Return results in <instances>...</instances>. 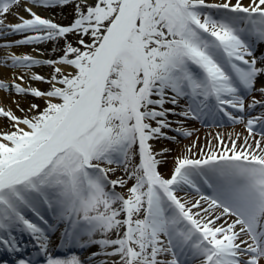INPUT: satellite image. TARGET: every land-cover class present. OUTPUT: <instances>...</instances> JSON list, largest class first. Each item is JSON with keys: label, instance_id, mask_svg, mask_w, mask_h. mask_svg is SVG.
Wrapping results in <instances>:
<instances>
[{"label": "snow or ice", "instance_id": "1", "mask_svg": "<svg viewBox=\"0 0 264 264\" xmlns=\"http://www.w3.org/2000/svg\"><path fill=\"white\" fill-rule=\"evenodd\" d=\"M69 5L68 25L33 11ZM9 35L22 38L0 48L51 42L61 55L0 57L52 69L31 77L46 90L0 79L32 98L20 116L0 107V248L20 253L19 232L45 264H85L49 252L59 232L61 246L96 249L88 264H264V0H0ZM222 118L248 134L193 141L165 176L172 149L153 142Z\"/></svg>", "mask_w": 264, "mask_h": 264}, {"label": "bare ground", "instance_id": "2", "mask_svg": "<svg viewBox=\"0 0 264 264\" xmlns=\"http://www.w3.org/2000/svg\"><path fill=\"white\" fill-rule=\"evenodd\" d=\"M208 2L214 3V2H219V0H208ZM244 2L247 3L248 0H244ZM40 15H42L43 17H46V18L53 19L58 24H60L59 20H61V21L63 20L65 23H63L61 25H68L73 19V5H69V6L64 7V8H56L52 11H43V12H40ZM21 38H22L21 36L17 35L15 40H18ZM69 39L75 44L76 38L74 36H69ZM60 43H63V41H61ZM53 47H54V44L49 42V43H43V44L29 45L27 47H23L22 49L26 50V51L30 50L32 57H35L39 60H44L45 56L52 58V59L53 58L56 59L57 57H59L61 55V52L59 50L53 52ZM38 50L40 51V54H38V52H37ZM261 52H264V45H261L256 50L257 57L260 56ZM40 55H43V56H40ZM10 70H8V71L11 72ZM16 73L18 75H24L25 77L31 78L30 77L31 75L28 73V71H26V69H18V70H16ZM44 77H48V75H45ZM261 80H264V77H261ZM4 81L7 82L6 79ZM24 83H25L24 87H35V88L43 87L41 82H37V81H34L32 79H30ZM255 95L257 96V98H259V93H255ZM8 101H11L13 103L8 104ZM28 101L29 100L24 99L23 97H20V96H16V95L10 96V95H8L7 91L0 90V107L5 108L6 110L14 111L17 116L22 115V113L17 110V102H19V106L22 104L28 106ZM166 107H171V105H166ZM260 112H264V109L257 108L256 113H260ZM256 113H253V114H256ZM170 119L175 121L176 119H179V118L178 117H170ZM3 122H4L3 120H0V128L5 126V124ZM188 127L193 130V136L190 138H179V143H176L170 139L153 142L157 149L163 148V147L172 149V151L170 153H168L166 156V160H167L166 164L161 167L162 172H165V173L170 172V170L168 171L167 168L172 167L173 157H176L177 155H179L180 151L185 146L190 145L193 141H198V147H203L208 141L214 142L213 138L217 134L224 136L226 141L229 137L234 139L237 134H239L241 137L246 136L248 134L244 128V125L233 124L231 121H228L227 118H222V119L217 120L215 122H207V123L192 121V122L188 123ZM168 135L172 136V135H175V133L169 132ZM258 138L259 137H257V139ZM15 235H16L17 240L19 241V245H20L22 251L18 254H9L4 249L0 248V264H16V263H14L13 259L16 257H19V255L23 254V251L27 246L26 245L27 244V242H26L27 236H25V234H22L19 232L15 233ZM69 248H73L77 252L79 251L78 253L80 256H82V261H84L85 264H88L91 253L96 250L94 248L93 250L83 251V248H81L79 246H71ZM60 249L62 251V248H60ZM65 249H67V247ZM73 255H76V253L71 252V254H69V256L66 255V257H62V256H60V257L61 258H69ZM19 259H21V258H19ZM41 264H45V261H43V263H41ZM92 264H96V261H92Z\"/></svg>", "mask_w": 264, "mask_h": 264}, {"label": "rangeland", "instance_id": "3", "mask_svg": "<svg viewBox=\"0 0 264 264\" xmlns=\"http://www.w3.org/2000/svg\"><path fill=\"white\" fill-rule=\"evenodd\" d=\"M29 7H31V5H27ZM33 11L35 12H38L40 14V12H43L42 9L38 8V7H34L33 8ZM19 14L24 16V17H28V13L27 12H24L23 10H19ZM19 22L18 20L15 19V13H13L12 15H9L7 17V20L5 21V23H17ZM59 23L60 24H63L65 23L63 20H59ZM16 37L17 35H9V36H6V37H3V38H0V44H4V43H12V42H15L16 40ZM29 45H22V46H18V47H11V48H0V57H6L7 55L9 54H17V55H23V54H27V55H31V51L28 50H23L22 48L23 47H27ZM38 54H40V51L38 50L37 51ZM40 56H43V55H40ZM35 58V57H34ZM37 59V58H35ZM45 59H52V58H49L47 56L44 57V60ZM54 59V58H53ZM8 70H10L9 68H6V67H3L2 65H0V79H3V80H7L8 83H11L12 80L14 79V77L16 75H18L15 72H13V70H10L11 72H9ZM26 71H28V73L31 75L30 77H32L33 74H38V75H41V76H45V75H48L52 72V69L50 67H47V66H35L31 69H26ZM2 76V77H1ZM31 78L29 77H25V79L23 81L21 80H15L16 83H20L22 87H24L26 81L30 80ZM43 85V87H37V89H40V90H46L48 89L49 85L47 83H41ZM24 99H27V100H31L32 98L31 97H27V98H24ZM37 104H40L41 107H43L44 105V101L42 100H39V99H36L35 101H33ZM13 102L11 101H8V104H11ZM28 106L26 105H20V108H24V109H27ZM4 124H6V122L4 121L3 122ZM172 167H168V171L171 169ZM166 169V170H167ZM165 176L169 175V172L165 173L163 172ZM121 173L119 171H117V173L112 176L111 178L112 179H116L118 176H120ZM131 184V181H129V186ZM116 191L118 192H124L125 190L118 187L116 188ZM94 248H83V251H89V250H93ZM79 252V251H78ZM77 251H75L76 255L80 258V255ZM19 258H21V256L19 257H16V259L14 260V263H16V260H18Z\"/></svg>", "mask_w": 264, "mask_h": 264}]
</instances>
